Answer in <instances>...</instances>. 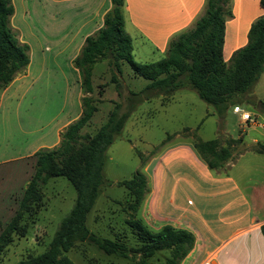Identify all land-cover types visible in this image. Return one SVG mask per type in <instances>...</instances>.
Here are the masks:
<instances>
[{"label": "crops", "instance_id": "obj_1", "mask_svg": "<svg viewBox=\"0 0 264 264\" xmlns=\"http://www.w3.org/2000/svg\"><path fill=\"white\" fill-rule=\"evenodd\" d=\"M204 2L124 0V29L132 39V53L141 57L139 62L162 58L168 41L191 26ZM12 4L10 24L19 40L28 45L29 62L0 90V164L35 160L38 149L56 146L60 132L79 117L80 74L72 61L85 37L102 25L111 2L12 0ZM230 9L222 43L226 63L246 44L251 23L263 13L260 0H230ZM99 64L105 71L103 66L97 78L107 83L110 71L105 60L93 66L92 76ZM184 89L193 90L185 85L169 96L157 97L167 105ZM250 115L254 120L243 122L239 115L240 122L258 126L257 115ZM258 135L261 138L255 136L250 142L242 139L244 150L232 151L222 170L210 169L186 137L168 140L144 159L148 192L137 217L151 231L171 225L192 233V247L178 264H264V153H248L255 143H264L260 140L264 132ZM236 155L238 162L233 165ZM97 219L101 220L99 216ZM15 243L16 239L0 254V263ZM80 244L86 246L80 264L123 263L117 256L116 261H102L88 244Z\"/></svg>", "mask_w": 264, "mask_h": 264}, {"label": "trees", "instance_id": "obj_2", "mask_svg": "<svg viewBox=\"0 0 264 264\" xmlns=\"http://www.w3.org/2000/svg\"><path fill=\"white\" fill-rule=\"evenodd\" d=\"M110 2L102 25L85 37L72 61L80 74V115L60 132L56 146L40 148L34 153V172L22 191L18 207L10 220L4 226L0 225V254L15 235L24 233L22 218L41 202V186L49 178L65 177L75 189L74 202L59 221L45 249L15 264H76L65 253L78 242L94 245L104 254L122 258H128L130 252H137L140 259L131 264H148L147 259L156 251L168 250L164 264H178L192 247L194 237L191 232L171 225L151 231L137 217L138 208L148 192L146 176L139 170L130 178L116 182L127 190L129 200L115 202L126 210V223L140 245L128 247L116 237L111 239L88 228L87 214L104 184L102 167L105 151L121 134L125 121L140 102L160 95L169 96L187 85L223 118L230 105L241 102L244 95L249 98L264 69V0H260L263 13L251 23L246 44L236 49L227 63L222 58V43L224 22L231 16L230 0H205L202 12L191 26L168 41L165 55L145 63L133 58L132 39L124 29V0ZM13 10L12 0H0V90L22 73L29 62L28 45L19 40L17 31L10 24ZM102 60L107 63L110 77L107 83L96 85L94 94L92 69ZM124 62L134 76L148 82L138 91L128 89L127 107L122 112H119L116 98H111L112 107L106 120L93 134L82 132L104 100L101 96L105 85L114 86V97L121 95V65ZM259 107L264 112L263 101H259ZM181 135L191 137V144L200 159L215 170L224 169L225 163L232 158L233 148L242 141L241 136L202 140L195 133L191 134L189 128H184ZM173 136L166 135L161 143ZM250 150L264 153V143L257 142ZM261 231L264 235V224Z\"/></svg>", "mask_w": 264, "mask_h": 264}, {"label": "rangeland", "instance_id": "obj_3", "mask_svg": "<svg viewBox=\"0 0 264 264\" xmlns=\"http://www.w3.org/2000/svg\"><path fill=\"white\" fill-rule=\"evenodd\" d=\"M132 54L136 61L141 60V57ZM103 66L101 64L96 66L94 76H92L94 88L97 84H101V79H97V72ZM121 70V95L114 97L116 94L114 86H109L101 96L104 100L98 105L99 110L92 116L89 126L84 127L82 132L93 134L96 128L106 120L107 112L112 107L109 102L111 98H116L119 103V112H122L127 107L128 89L138 91L148 82L142 77L134 76L129 65L125 62L122 63ZM103 71H105V66ZM246 96H243L241 102L230 105L223 118L215 113L211 105L203 102L194 90L189 89L181 90L175 94L173 100L169 101L167 105H162L159 97L140 102L125 121L121 134L105 151L102 167L104 184L100 186L94 205L87 214L88 228L102 236H114L128 247H138L140 241L126 223V210L122 209L119 202H115L119 200L125 203L129 200L127 190L118 186L116 182L130 178L136 170L144 172L143 159L160 150L170 140L184 139L181 135L184 128H189L191 134L195 133L202 140L241 136L244 142H250L251 138L255 136L261 138L258 132H264V126L261 125L264 124V112L259 107V101L264 102V69L254 83L249 98L246 99ZM242 110L257 115L259 125L242 124L238 117ZM252 120H254L253 117L250 121ZM168 134H174L173 138L162 144L161 142ZM186 138L190 139L191 137ZM260 140L264 141V138ZM250 148L248 153L253 152ZM234 150L241 152L244 148L238 144L233 148ZM238 158L236 155L232 160L233 165L238 162ZM34 163L35 160L32 159L23 162L14 160L0 164L1 226L10 220L17 209L22 191L34 172ZM41 193V202L34 206L33 212L24 214L22 218L21 224L24 226L25 234L14 236L16 243L5 252L0 264H15L20 258L42 252L59 221L68 213L75 199V189L63 176L49 178L46 184L41 186ZM97 216L101 220L97 219ZM84 247L86 246L78 242L65 254L80 264L82 262L81 252ZM88 248L91 251H96L102 261L119 259L113 254H104L94 245H89ZM168 255V250L156 251L147 259V263L164 264ZM139 259L140 256L137 252H130L127 259L122 258L121 260L122 264H131Z\"/></svg>", "mask_w": 264, "mask_h": 264}, {"label": "built area", "instance_id": "obj_4", "mask_svg": "<svg viewBox=\"0 0 264 264\" xmlns=\"http://www.w3.org/2000/svg\"><path fill=\"white\" fill-rule=\"evenodd\" d=\"M240 117L243 122L249 121L251 119V115L248 111H241Z\"/></svg>", "mask_w": 264, "mask_h": 264}]
</instances>
